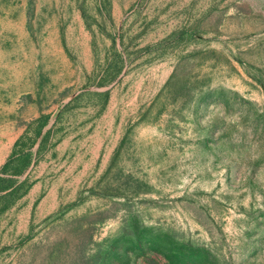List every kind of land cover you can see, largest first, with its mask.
I'll use <instances>...</instances> for the list:
<instances>
[{"label":"rangeland","instance_id":"rangeland-1","mask_svg":"<svg viewBox=\"0 0 264 264\" xmlns=\"http://www.w3.org/2000/svg\"><path fill=\"white\" fill-rule=\"evenodd\" d=\"M0 177V264H264V0H0Z\"/></svg>","mask_w":264,"mask_h":264},{"label":"trees","instance_id":"trees-1","mask_svg":"<svg viewBox=\"0 0 264 264\" xmlns=\"http://www.w3.org/2000/svg\"><path fill=\"white\" fill-rule=\"evenodd\" d=\"M15 154L18 155V158H21L22 159V162H25V160H26V153L20 152V151L19 152L16 151V152H14V156H15ZM11 158H13V155L10 157V159L8 160V162L6 163V165L4 166V168H6L9 165V161L11 160Z\"/></svg>","mask_w":264,"mask_h":264}]
</instances>
